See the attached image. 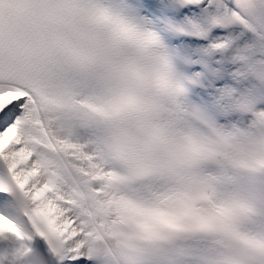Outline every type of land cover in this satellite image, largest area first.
Segmentation results:
<instances>
[{
  "label": "snow or ice",
  "instance_id": "snow-or-ice-1",
  "mask_svg": "<svg viewBox=\"0 0 264 264\" xmlns=\"http://www.w3.org/2000/svg\"><path fill=\"white\" fill-rule=\"evenodd\" d=\"M0 264H264V0H0Z\"/></svg>",
  "mask_w": 264,
  "mask_h": 264
}]
</instances>
